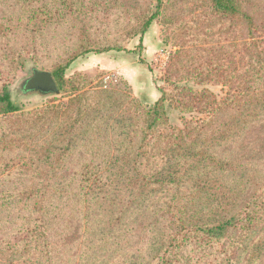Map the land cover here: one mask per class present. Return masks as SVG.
<instances>
[{
	"label": "trees",
	"instance_id": "1",
	"mask_svg": "<svg viewBox=\"0 0 264 264\" xmlns=\"http://www.w3.org/2000/svg\"><path fill=\"white\" fill-rule=\"evenodd\" d=\"M208 1L236 28L242 22L248 35L243 85L222 100L208 88L176 84V92L160 87L161 97L149 106L123 88H88L91 80L82 74L67 77L71 63L94 50L125 48L85 37L46 70L56 95L67 101L56 98L24 111L7 84L0 88L2 264H55L61 239L51 242L49 229L58 224L60 210L83 214L82 244L92 255L111 236L113 246L128 248H115L117 260L105 264H264V181L256 182L264 167L223 151L264 122L263 21L255 0ZM13 2L21 15L0 21V37L12 39L19 29L36 32L68 16L78 24L81 16L94 17L87 11L100 0ZM166 6L157 0L155 11L149 7L133 35L144 34ZM177 104L209 118L172 127L168 107ZM70 166L74 190L58 181ZM17 175L25 178L21 185L13 180ZM114 230L120 232L116 238ZM17 234L21 238L13 243Z\"/></svg>",
	"mask_w": 264,
	"mask_h": 264
},
{
	"label": "rangeland",
	"instance_id": "2",
	"mask_svg": "<svg viewBox=\"0 0 264 264\" xmlns=\"http://www.w3.org/2000/svg\"><path fill=\"white\" fill-rule=\"evenodd\" d=\"M165 1L164 15L156 18L144 34L136 36L133 33L140 18L149 7L155 11L157 0H100L98 5L86 9L94 17L81 16L83 20H78V24L68 16L66 20L58 19L38 28V32L19 29L12 39L0 37V88L7 84L13 101L24 111L41 109L56 98L67 101L68 97L61 95L25 91L24 84L34 69L50 70L70 56L79 45L80 37L103 45L118 43L125 49L94 50L81 55L69 66L67 77L82 74L91 80L88 88L101 84L123 88L143 105L151 106L161 97L160 87L174 92L176 84L195 91L208 88L222 100L243 85L241 77L247 65L248 35L242 22L236 28L232 21L218 15L208 0ZM255 1L256 4L252 3L264 26V0ZM21 12V6L13 0H0V21L17 18ZM180 50L181 53L176 54ZM190 100L193 105L192 98ZM168 112L171 126L181 129L185 121L196 123L209 118L208 112L197 108L182 110L179 104L168 107ZM226 146L223 151L227 154H237L241 160L259 162L264 167V122L253 125ZM75 164L81 165L79 159ZM71 170L70 166L58 181L74 190L77 180L71 176ZM13 180L21 185L25 178L17 175ZM263 181L264 169L260 168L256 182ZM58 214V224L49 229L51 242L61 239L55 264H105L109 259L117 260L115 248L119 252L128 249L113 246L111 236L110 244L99 241L92 255L82 244L83 214L77 210H60ZM62 230L65 231L61 233ZM111 233L115 238L120 234L118 230ZM20 235L12 236L11 241L17 242Z\"/></svg>",
	"mask_w": 264,
	"mask_h": 264
},
{
	"label": "water",
	"instance_id": "3",
	"mask_svg": "<svg viewBox=\"0 0 264 264\" xmlns=\"http://www.w3.org/2000/svg\"><path fill=\"white\" fill-rule=\"evenodd\" d=\"M25 91H38L44 94H59L52 74L46 70L34 69L33 75L24 84Z\"/></svg>",
	"mask_w": 264,
	"mask_h": 264
}]
</instances>
